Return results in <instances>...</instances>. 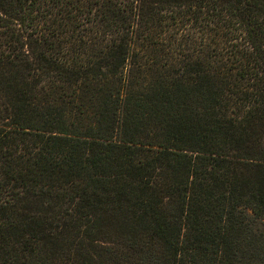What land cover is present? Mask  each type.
Here are the masks:
<instances>
[{"label":"trees","instance_id":"trees-1","mask_svg":"<svg viewBox=\"0 0 264 264\" xmlns=\"http://www.w3.org/2000/svg\"><path fill=\"white\" fill-rule=\"evenodd\" d=\"M0 264H264V0H0Z\"/></svg>","mask_w":264,"mask_h":264}]
</instances>
